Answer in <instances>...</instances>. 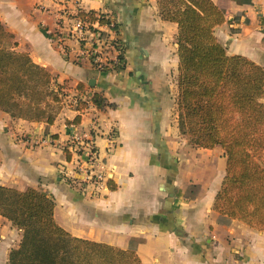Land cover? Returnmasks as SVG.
Here are the masks:
<instances>
[{
  "label": "crops",
  "instance_id": "obj_1",
  "mask_svg": "<svg viewBox=\"0 0 264 264\" xmlns=\"http://www.w3.org/2000/svg\"><path fill=\"white\" fill-rule=\"evenodd\" d=\"M215 2L226 14L215 28L218 41L228 54L264 68V0ZM73 6V0H66L67 11L53 0H0V23L16 42L11 49L27 54L67 94L45 109L51 123L46 116L30 120L0 110V185L41 190L55 201L56 222L73 236L132 248L142 264H264V230L213 207L225 175L221 146L192 148L194 155L196 149L223 152L218 165L200 162L210 169L203 180L189 176L196 159L180 157L164 78L157 76L178 68L177 24L160 17L155 0H81L83 10L116 24L124 46L121 69L98 71L71 36L63 33L64 48L56 41ZM94 92L116 106L97 108L90 101ZM80 100L86 106L77 109ZM93 125L107 181L90 195L72 189L65 171L73 167V137L82 138ZM190 184L199 187L187 195ZM21 238L22 231L0 216V264Z\"/></svg>",
  "mask_w": 264,
  "mask_h": 264
},
{
  "label": "trees",
  "instance_id": "obj_2",
  "mask_svg": "<svg viewBox=\"0 0 264 264\" xmlns=\"http://www.w3.org/2000/svg\"><path fill=\"white\" fill-rule=\"evenodd\" d=\"M156 3L160 17L177 24L178 129L196 147L221 146L226 158L213 207L264 230V68L243 55L228 54L218 41L215 28L226 14L214 0ZM94 13L80 16L94 20ZM98 20L108 23L104 14ZM112 27L117 29L116 24ZM11 39L0 23V110L30 120L46 116L51 123L53 116L45 109L66 95L64 86L51 82L49 73L27 54L12 50L16 42ZM90 101L99 109L116 106L99 92ZM76 103L77 109L86 106L81 100ZM54 207V199L39 189L0 185V216L22 231L7 264H142L132 248L73 236L56 222Z\"/></svg>",
  "mask_w": 264,
  "mask_h": 264
},
{
  "label": "built area",
  "instance_id": "obj_3",
  "mask_svg": "<svg viewBox=\"0 0 264 264\" xmlns=\"http://www.w3.org/2000/svg\"><path fill=\"white\" fill-rule=\"evenodd\" d=\"M53 1L60 4L64 11H67L66 0ZM80 2L81 0H73L74 6L66 16L68 23L57 34L56 41L59 46L64 48L65 36L63 33L65 32L80 45V56H85L90 62L95 63L93 66L100 71L104 70L105 67L123 64L124 46L117 29L112 27L115 23L104 15V19H108V23L105 24L107 28L103 29L104 27L99 24L98 20L100 14H94V20L81 17L80 13L86 11L79 6ZM103 32H107L108 35L103 36ZM94 130L95 125L82 138L73 137L69 149L73 167L70 171H65L68 180L77 183L84 192L90 195L99 193L106 186L107 181L104 162L95 145Z\"/></svg>",
  "mask_w": 264,
  "mask_h": 264
},
{
  "label": "rangeland",
  "instance_id": "obj_4",
  "mask_svg": "<svg viewBox=\"0 0 264 264\" xmlns=\"http://www.w3.org/2000/svg\"><path fill=\"white\" fill-rule=\"evenodd\" d=\"M216 1V0H215ZM226 3V1H224ZM219 3V2H218ZM155 4L157 7V11L159 13V9L155 0ZM220 4V3H219ZM103 36H107L108 33L107 32H103L102 33ZM172 43H176V36H174ZM108 51V50H107ZM92 65H95V63L93 64L91 62ZM123 66V64L121 65H115L113 66V69L115 67V69H121V67ZM95 67V66H94ZM107 68V67H105ZM95 69H97L95 67ZM108 69H110L108 67ZM98 71H100L99 69H97ZM177 75L178 72L174 67H168V69L165 72H157V76L158 77H163V86L165 89V95L166 98L169 102V117L171 121V126L174 127V130L176 132L175 134V140L179 143V148H181L182 153L180 154L181 159H194L195 162L197 163V167L193 168L192 171L189 173V176H193L195 179H205L206 178V172H209L210 169L205 168L202 166V164L200 162H205L208 161L209 165L211 167H213L215 164L218 165L219 160L222 158L223 156V152L218 148L216 150H204V149H196V153L194 155L195 150H193V147H196L192 144H190L187 140V137L185 135H182L179 131V129H175L178 128L177 127V123H178V110H177V98H178V87H177ZM64 92L66 93V91L64 90ZM67 95V94H66ZM61 99H64V95L61 97ZM67 100V99H66ZM186 150H188L186 152ZM207 162V163H208ZM209 167V166H208ZM66 177V176H65ZM67 178V177H66ZM207 180V179H206ZM210 180H207V182L209 183ZM66 183L72 188L75 189L77 191H80L82 193H85L82 190V187H80L77 183H73L70 180H68V178L66 179ZM199 185H194V184H190L187 189H186V194L187 195H192L195 192H197Z\"/></svg>",
  "mask_w": 264,
  "mask_h": 264
},
{
  "label": "water",
  "instance_id": "obj_5",
  "mask_svg": "<svg viewBox=\"0 0 264 264\" xmlns=\"http://www.w3.org/2000/svg\"><path fill=\"white\" fill-rule=\"evenodd\" d=\"M89 84H90V85H93V84H94V83H93V80H91V81L89 82Z\"/></svg>",
  "mask_w": 264,
  "mask_h": 264
}]
</instances>
